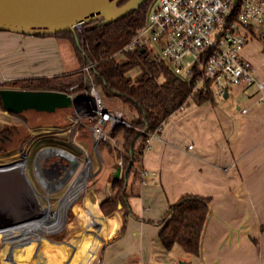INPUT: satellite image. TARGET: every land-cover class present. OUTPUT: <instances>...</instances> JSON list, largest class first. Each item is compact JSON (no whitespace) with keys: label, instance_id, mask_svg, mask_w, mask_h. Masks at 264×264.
<instances>
[{"label":"crops","instance_id":"obj_1","mask_svg":"<svg viewBox=\"0 0 264 264\" xmlns=\"http://www.w3.org/2000/svg\"><path fill=\"white\" fill-rule=\"evenodd\" d=\"M262 33L264 21L258 24L253 32L255 37L241 52L253 66L259 81H264ZM68 55L73 57V68L65 62ZM80 68L70 42L64 38L0 30V84L15 79L67 74ZM83 75L85 77L84 72ZM59 110L61 116L58 117H63L70 107L51 113L31 111L43 118L44 114L54 116ZM29 111L24 112L28 114ZM0 112L14 120L8 126L23 128L24 137L29 133L30 143L35 136L50 134L47 126H28L27 119H32L33 115L17 116L3 107ZM61 119L70 122L71 117L65 115ZM60 129L70 135L69 128ZM23 138L8 151L10 156L29 149L22 142ZM38 155L31 164L34 169ZM136 162V175L131 173L125 183L131 216L123 215L120 204L108 214L99 209V203L112 192L110 183L115 172L105 181V194L96 200L103 216L92 210L86 221L83 219L86 205L81 197L73 203L81 228L97 229L96 237H92L95 242L98 231L108 220L110 235L94 264H264V88L260 92L255 84L241 83L229 86L227 97L215 99L214 103L197 105L190 101L167 118L152 139L151 147L142 151ZM111 165L112 162L106 179ZM143 170L148 171L145 176H141ZM121 174L122 168L119 177ZM186 194L209 199L198 256L187 255L177 244L165 250L158 239L157 222L169 204ZM82 235L73 240H86ZM75 242H68L67 248ZM93 244L83 252L78 251L77 258H83V262L80 260L77 264H90L96 243ZM173 252L179 263L173 260Z\"/></svg>","mask_w":264,"mask_h":264},{"label":"trees","instance_id":"obj_2","mask_svg":"<svg viewBox=\"0 0 264 264\" xmlns=\"http://www.w3.org/2000/svg\"><path fill=\"white\" fill-rule=\"evenodd\" d=\"M127 0H117L116 6ZM152 0L144 2L138 9L106 24L97 25L101 19L85 24L79 32H59L52 34L70 42L80 67L90 65L99 91L106 97L119 99L134 114L129 120L131 127L117 125L110 132L112 139L120 138L122 151L111 147L106 141L99 142L98 147L106 148L116 160L122 161V174L112 177L111 194L99 203L103 213H111L117 205L124 209V216L132 212L126 202L125 183L127 177L136 175L135 161L142 154V146L148 132L161 128L167 118L181 105L190 101L197 105L214 103L215 99L208 92L191 93L190 83L178 78L168 65L149 59L147 52L140 49L117 52L130 40L134 33L144 26ZM118 56L122 60L117 59ZM138 69L132 78L129 73ZM82 70L51 77H31L3 82L0 88H17L29 90H58L67 93L78 90L83 83ZM70 88V89H69ZM72 88V89H71ZM0 107L2 103L0 99ZM25 136L23 128L10 125L0 129V152H5L8 145L20 142ZM116 166L118 165L115 162ZM209 199L186 194L168 205L165 213L157 222L160 229L158 239L163 249L169 250L174 244L185 252L198 256ZM84 212L91 216V209L84 207Z\"/></svg>","mask_w":264,"mask_h":264},{"label":"built area","instance_id":"obj_3","mask_svg":"<svg viewBox=\"0 0 264 264\" xmlns=\"http://www.w3.org/2000/svg\"><path fill=\"white\" fill-rule=\"evenodd\" d=\"M263 21L264 0H156L148 10L144 26L134 33L117 55L144 49L150 60L165 63L178 78L190 83L191 93L209 91L214 99L223 98L225 87L228 89L241 83L255 84L261 92L264 81L255 78L253 66L241 52ZM81 28H76L80 34ZM81 70L87 85L70 92L77 98L73 106L75 117L70 119L69 138L75 125L89 121L88 130L95 148L99 142L112 139L110 132L117 125L131 127L132 124L122 111L104 104L90 65H84ZM159 129L148 132L142 151L151 147ZM43 150L52 151L43 158L57 154L54 153L57 150L66 151L45 146L37 154ZM22 153L25 157V151ZM117 163L121 167L120 159ZM39 169L43 176L47 168ZM55 169L51 178L47 174L43 176L45 180L52 181L58 177L61 172L58 167ZM147 173L143 170L141 176Z\"/></svg>","mask_w":264,"mask_h":264},{"label":"rangeland","instance_id":"obj_4","mask_svg":"<svg viewBox=\"0 0 264 264\" xmlns=\"http://www.w3.org/2000/svg\"><path fill=\"white\" fill-rule=\"evenodd\" d=\"M156 2V0H152L151 4ZM253 37H255L253 34L249 38V42L253 40ZM262 39V38H261ZM65 62L69 65V68L74 67V61L73 57L70 55L65 56ZM117 59L122 60L121 56H118ZM76 64V63H75ZM77 70H81L77 69ZM76 71V70H75ZM74 72V71H72ZM83 72V71H82ZM138 69L132 70L129 75L132 78H135V76L138 74ZM83 85L78 88V90L83 89L84 86L87 85V79L83 75ZM70 89V88H69ZM100 92V91H99ZM100 95L102 97V100L104 104L111 108L119 109L123 112L125 117L127 119L134 114L132 111L128 110L127 107L117 98L113 97H106L101 92ZM0 109H2L0 107ZM65 109V108H64ZM30 113V114H29ZM61 111H56L54 113V116L43 115V118H38L36 116V113L34 111L22 112L20 113L22 116L25 115H33L32 119H27L29 123L28 126H31L32 124H36V126L42 127L47 126L48 130L50 132L49 135H38L35 136L33 139V142L30 143L28 140L29 133H27L26 137L23 138L22 142L27 144L26 146L29 148L25 152V157L27 159V164L25 165V172L30 180L31 184L33 185L35 191L38 193L40 202V208L44 209V205L49 206L51 208L56 207L57 199L64 193L66 188L68 187L70 180L66 182L62 187L56 189L52 186H58L59 185V178L60 175L63 174V167H59L60 164H63V166H66L71 161L67 158H64L63 156H60L58 154L48 156L47 158H41L39 160V164L35 165V168H43L44 171L43 176L46 174L48 177H52L53 173L56 171V167L60 170V174L58 175V179L56 178L55 181L49 182V181H39V178L36 176V170L31 166L34 158L37 155V151L40 150L43 147L47 146H57L61 149H64L70 153H72L79 161V165L81 166L86 157V154L90 155L91 165H92V171L94 172L86 182V186L79 192V196L81 197V202L89 207L91 211L93 210L95 213L100 214L103 216V214L99 211L96 200L100 198L103 194H105V188L107 187L106 180L109 181L112 177V174L115 172L117 166H115V156L113 154H109L104 147H95L93 148V142L90 137V132L88 130V125L90 124L89 121H83V124H78L73 127V133L71 132V138H69V135L65 132L62 133L63 127L70 128L72 126L71 121L65 122L62 121L61 118H65V115H69L71 118L75 117L74 108L70 107L69 112H65L63 114V117L61 116ZM68 113V114H67ZM15 114V115H20ZM14 115V114H13ZM42 117V116H41ZM54 117V118H53ZM67 118V117H66ZM14 120L11 118H7L6 116H3L0 112V129L3 127L8 126V124L12 123ZM32 121V122H31ZM50 126V127H48ZM41 131V130H39ZM74 134H76L74 136ZM111 147L117 149L118 151H122L121 148V140L120 138L110 139L106 141ZM14 143H11V145H8V149L5 152H0V164L7 163L13 159H15V156H22V152L19 151L16 155L9 154V150L15 148L13 147ZM17 145L19 142L16 143ZM16 145V146H17ZM22 161L24 163V157H22ZM56 162V163H55ZM111 165V172L109 176L106 179L107 174L110 171V164ZM60 163V164H58ZM135 165L137 167L138 162L135 161ZM54 170H52V169ZM55 174V173H54ZM73 177V175H72ZM50 186L49 188H53V190L47 192L44 184ZM65 187V188H64ZM109 188V187H108ZM107 190V189H106ZM77 197V198H78ZM76 200V199H75ZM74 200V201H75ZM68 206L65 216H64V224L61 229L55 232H49V233H38V234H32L28 235L27 237L18 239V240H8L3 241L2 240V234L0 233V264H46L47 262H52L54 264H77L78 261H82L83 258L78 260L77 255H79L78 251H84L89 249V246L92 247L95 244V250L93 254V259L90 262V264H94L96 261V258L100 252L101 247L105 243V241L108 239L110 232H109V224H108V218H106L107 223L102 226V228L98 231V239L97 242H95V239L92 237H96L97 229L92 227L89 229H82L77 221V214L74 212L77 211V207L73 208V203ZM39 208V210H41ZM84 211V207H83ZM41 214V213H40ZM84 214H87L86 212ZM83 219L87 221V219H90L88 217H84ZM79 234H84L82 237L86 236V240H82L81 242H77L75 239L81 238L78 237ZM88 234V235H87ZM76 241V242H75ZM75 242L73 245H71V250L67 248V245L69 243ZM80 243V244H79ZM86 243V244H85ZM86 248H85V246ZM80 246V249H76ZM73 251H76L74 254ZM174 251V250H172ZM184 251V250H183ZM187 253V252H185ZM88 255V254H85ZM173 260L176 261L177 254L173 252ZM187 255L192 256L191 254L187 253ZM83 257V256H82ZM88 257V256H87ZM176 259V260H175ZM83 262V261H82ZM177 263L180 261L177 260Z\"/></svg>","mask_w":264,"mask_h":264},{"label":"water","instance_id":"obj_5","mask_svg":"<svg viewBox=\"0 0 264 264\" xmlns=\"http://www.w3.org/2000/svg\"><path fill=\"white\" fill-rule=\"evenodd\" d=\"M116 1L0 0V30L26 35L75 33L77 26L89 24L98 18L101 19L97 25L112 22L138 9L148 0H127L120 6L115 5ZM261 38L264 41V33ZM227 91L225 87L224 97H227ZM76 98V94L58 90L0 88L3 109L14 114L27 110L51 113L73 107ZM24 167L16 161L0 164V227L35 217L39 213L41 202ZM120 172L121 167H117L116 178Z\"/></svg>","mask_w":264,"mask_h":264},{"label":"bare ground","instance_id":"obj_6","mask_svg":"<svg viewBox=\"0 0 264 264\" xmlns=\"http://www.w3.org/2000/svg\"><path fill=\"white\" fill-rule=\"evenodd\" d=\"M51 152L52 151L50 150L41 151L35 159V165L39 164V160L43 158L44 155ZM56 152L60 156L69 159L71 162L66 166H63V174L60 175L59 185L52 187L58 189L72 178L68 187L66 188L64 193L57 199L55 208H51L43 204L44 209L40 208L41 210H39L38 215H36L35 217L0 227V233L2 234L3 241H15L32 234L55 232L63 227L64 216L68 206L71 204L72 201L77 199V197L79 196V192L86 186L87 179L94 172L92 171V165L89 154H86L87 158L85 159L84 163L80 166L78 159L72 153L60 150H57L54 153ZM22 157L23 155L18 157L16 155L15 159L11 161H16L19 165L24 166ZM35 169L36 172H38L37 176L41 182H50V180H45V178L42 176L39 167ZM55 180H52L51 182ZM44 186L47 192L53 190V188H49L50 186L46 184H44Z\"/></svg>","mask_w":264,"mask_h":264}]
</instances>
